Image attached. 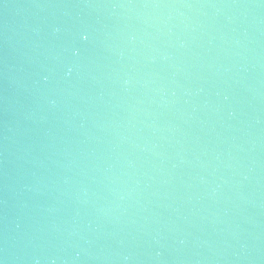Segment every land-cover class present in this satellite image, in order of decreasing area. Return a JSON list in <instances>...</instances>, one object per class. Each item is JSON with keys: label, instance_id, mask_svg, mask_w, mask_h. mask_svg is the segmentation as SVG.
<instances>
[{"label": "water", "instance_id": "water-1", "mask_svg": "<svg viewBox=\"0 0 264 264\" xmlns=\"http://www.w3.org/2000/svg\"><path fill=\"white\" fill-rule=\"evenodd\" d=\"M0 264H264V0H0Z\"/></svg>", "mask_w": 264, "mask_h": 264}]
</instances>
